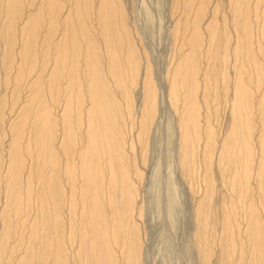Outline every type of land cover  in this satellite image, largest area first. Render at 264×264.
I'll return each mask as SVG.
<instances>
[{
  "label": "bare ground",
  "instance_id": "obj_1",
  "mask_svg": "<svg viewBox=\"0 0 264 264\" xmlns=\"http://www.w3.org/2000/svg\"><path fill=\"white\" fill-rule=\"evenodd\" d=\"M125 1L0 0V264H145L164 101L199 264H264V0H171L163 92Z\"/></svg>",
  "mask_w": 264,
  "mask_h": 264
},
{
  "label": "rangeland",
  "instance_id": "obj_2",
  "mask_svg": "<svg viewBox=\"0 0 264 264\" xmlns=\"http://www.w3.org/2000/svg\"><path fill=\"white\" fill-rule=\"evenodd\" d=\"M126 1V5L128 4L127 11L130 15V23L133 26V30L137 33L138 42L140 41L139 45L143 47L140 48L144 50L146 57L151 64L152 71L154 72L155 80L157 84H160L158 86L160 87V89H162L163 92V82L166 74V69L171 63L174 52L176 51L171 38V32L173 29V17L171 16V0ZM148 15L150 16L148 17ZM1 45L2 44H0V56L3 50V45ZM1 64L2 61L0 60V94L2 96L6 91L4 92L5 86L3 88L4 78L2 75L4 74V71L2 70ZM160 109L161 111L159 113V119L156 126L154 127L150 139V144L148 147L149 151L147 154L146 162L144 164L145 166L142 168L144 172V183L140 188V205H142L144 212L142 219L139 221V224L143 226H140L142 227V229L144 228L143 237L146 236V238H143L145 247L143 257L145 261L144 263L199 264L200 259H198L199 256L196 250L197 247L195 248L196 242H194V232L196 226L195 224H193V219L195 217L193 214H195V202H193V196H191L189 193L190 191L188 190V185L183 182V180L179 179V176L173 177V174H175L176 172L178 173L174 151H172L173 145L171 146V142L173 139H171V137L173 136V133H171V130H173L171 125H174V123L176 122V118H174L173 112L170 111L169 106L165 101L161 105ZM223 120L225 121L224 123ZM227 121L228 120L225 117L222 119L221 124H219L221 126L218 127V131L222 134L226 131ZM4 126L1 125V128ZM159 165L160 167H158ZM156 171H160V175L158 173V177H156ZM177 173L175 175H177ZM169 174L173 175L171 180H173L174 178V180H176L178 183L174 180L171 181V183L167 182L166 178L169 177ZM155 177L158 178V180H161L160 184L162 183V185L161 187H159L160 189L158 188L159 181L157 179H154ZM154 182L156 183V185L154 184ZM172 182H175V184L177 183V187H175ZM163 183H166L167 185L169 183L170 185L167 186ZM171 184L174 185V194H176L178 198H173L175 196L174 195L172 197L173 199L170 198V200L167 201L169 197L167 198L165 196L169 195L170 193V189H168V191L167 187L170 188ZM183 187H185L186 189ZM176 190L178 191L177 193ZM160 193H162L163 196ZM156 194L158 195L156 196ZM178 204L179 206H177ZM168 213L170 214L169 216ZM172 216L174 218H172ZM172 226H174V228Z\"/></svg>",
  "mask_w": 264,
  "mask_h": 264
}]
</instances>
